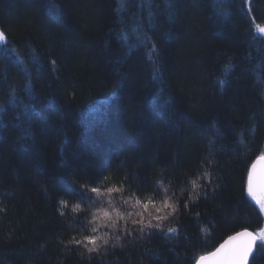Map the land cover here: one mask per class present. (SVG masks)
Returning a JSON list of instances; mask_svg holds the SVG:
<instances>
[{"label":"trees","instance_id":"16d2710c","mask_svg":"<svg viewBox=\"0 0 264 264\" xmlns=\"http://www.w3.org/2000/svg\"><path fill=\"white\" fill-rule=\"evenodd\" d=\"M120 3L0 0V264H195L264 228L247 183L264 155V0ZM91 187L175 211L129 221L115 246L101 226L110 243L89 252L72 241L95 226L96 194L76 195Z\"/></svg>","mask_w":264,"mask_h":264},{"label":"snow or ice","instance_id":"6c2138e0","mask_svg":"<svg viewBox=\"0 0 264 264\" xmlns=\"http://www.w3.org/2000/svg\"><path fill=\"white\" fill-rule=\"evenodd\" d=\"M247 2L250 4L251 0H247ZM119 7L121 9L124 8V0H121ZM256 27L260 33L264 34V27L259 25ZM148 39L149 38L145 36V42ZM0 43H6V37L3 32H0ZM154 47L155 46L153 45V48ZM54 63L55 62L53 61V64ZM228 67L231 66L227 65L226 68ZM221 83H223V81H221ZM118 86L119 85L117 84V87ZM14 102L15 97H13V103ZM3 111V105H0V112ZM260 159H264V156L260 157ZM253 168H255V165H253ZM204 176L207 177L208 173L205 172ZM157 183L160 187H163L162 181H158ZM192 183L195 187L196 181H193ZM69 187L71 188V186ZM124 191L125 190L122 187H108L103 191H101L99 187H91L90 189L76 192V195L88 200H93L90 193H95V202H99L101 207L96 208L92 212L93 220L91 223L95 226L90 228L89 235L83 236L82 239L79 240L74 238L72 243L83 245L89 252H97L102 246L110 243L109 233H100L99 229L101 226L113 230L111 234L114 236L113 246H115L120 243L121 236L130 234L128 230L129 221H131L133 225H139V230L143 232L145 228L161 227L160 223L153 225L152 220L162 221L167 219V215H161L165 209H172L173 212L175 211L174 205L169 202L170 198L167 196L159 202H157L152 196H148L142 201L135 193H132L129 196H124ZM164 191L167 193L168 189L164 188ZM248 192L259 205L260 211L264 212V182L258 181L254 187L253 176L250 174ZM113 193L120 194V200L118 202H114L112 198ZM102 196L105 197L106 206L105 202L100 200V197ZM60 203L61 205L67 206V201L61 200ZM158 203L159 206H157ZM76 207L78 208L79 205H76ZM185 207H187L186 202ZM121 208H123V210H121ZM130 208L132 210H129ZM149 208L153 211H149ZM146 212L152 217V219L145 220ZM135 217H138V219ZM121 221L123 222L122 224L120 223ZM117 229H120V231H115ZM167 231L168 233H175L176 229L170 227ZM257 239H264V228L259 229L255 233L247 229L238 231L234 235H230L224 239L214 251L200 255L196 259L195 264H246V260L252 252L253 245ZM89 244H91L92 247H88Z\"/></svg>","mask_w":264,"mask_h":264},{"label":"water","instance_id":"95a60500","mask_svg":"<svg viewBox=\"0 0 264 264\" xmlns=\"http://www.w3.org/2000/svg\"><path fill=\"white\" fill-rule=\"evenodd\" d=\"M0 32H3V34H4V36L6 37V42H7V36H6V34L4 33V31H3V29L2 28H0ZM0 44H4V43H0ZM262 156H264V155H260V156H258L257 158H256V160H255V162L252 164V166L250 167V169H249V175L251 174L252 176H253V186L255 187L256 186V184H257V182L258 181H260V182H264V159H260V157H262ZM253 165H255V168H253ZM247 183L249 184V176H248V180H247ZM248 194H249V192H248ZM251 196V198H252V200H253V202L256 204V205H258L257 203H256V201H255V199L252 197V195H250ZM264 213V212H263ZM247 230H249V231H251V232H257V231H253V230H251V229H247ZM241 231V230H240ZM235 234V233H234ZM234 234H232V235H234ZM260 240H262V239H257L256 240V242H255V244L253 245V250H252V252L249 254V256H248V258H247V260H246V264H250V260H251V258H252V256L255 254V252H256V246H257V244L260 242ZM219 246V245H218ZM217 246V247H218ZM216 247V248H217ZM215 250V249H214ZM214 250H212V251H214ZM211 251V252H212ZM207 253H209V252H207ZM207 253H205V254H207Z\"/></svg>","mask_w":264,"mask_h":264}]
</instances>
